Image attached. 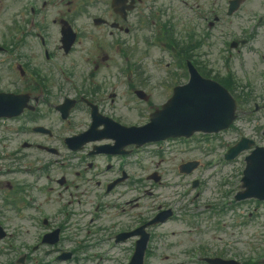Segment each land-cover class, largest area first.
I'll return each mask as SVG.
<instances>
[{
    "label": "rangeland",
    "instance_id": "1",
    "mask_svg": "<svg viewBox=\"0 0 264 264\" xmlns=\"http://www.w3.org/2000/svg\"><path fill=\"white\" fill-rule=\"evenodd\" d=\"M261 2V1H260ZM259 6V5H258ZM264 8V2L263 5L261 7H259L258 9L256 8L257 11H262V9ZM248 13V12H247ZM251 12H249L248 14H250ZM159 54H156V57H159ZM155 59V58H154ZM254 60L256 61V57L255 56H250V60ZM256 69L257 71L256 73V77L253 78V82L257 86H260L259 88H257V96L260 97V101H262L263 95L262 93H264V86L263 85H258L256 82L257 77L259 76L258 73H260L262 70H264V67L259 65L256 61ZM119 65L115 66L118 67ZM254 65H251L250 63H248L245 67L250 71L252 70L254 67ZM221 68V66H218V69ZM150 69L151 70H155L153 68V65L150 64ZM115 70V69H114ZM162 71L161 69H158V72ZM221 71V70H220ZM251 73H253L251 71ZM163 100V98L160 96L157 101H161ZM247 108L243 110V114L245 116L242 115L239 123H238V129L232 130L229 133L224 134L221 138H219L216 141H212L211 146H214L216 148V152H221L224 149L225 144L234 141L235 139L238 138V136L240 135L241 132H243L244 134L250 135L253 132L252 126H257L260 127L261 124L263 123V120L260 119V116H258L256 119L253 117L252 118V122L250 123V125L246 122V120L248 119V115H246L245 113H247ZM147 115V110H145L144 106H141L137 103V106L135 105V109H134V113L131 114V118L130 121H134L135 123L141 121L145 116ZM259 124V125H258ZM260 135V134H259ZM261 143L264 144V139L260 140ZM173 153L172 150H170V153L168 154V157H166L164 159V161L160 164V167H164V171L167 172H163L165 175V179H170L173 181H176L178 179V174L175 171V168L178 164L181 163V160L183 161L188 160V159H192V158H199V157H203L204 159H206L207 157L203 155L202 152L198 151L197 149L193 148L190 150H178V149H173ZM153 169V166L150 167V170ZM169 170V172H168ZM140 172V171H138ZM211 171L207 170V169H202L200 170L197 175L199 174L200 176H208L210 174ZM228 172V170H226V173ZM46 182V180H44L40 186H42L44 183ZM215 179H211L209 181L208 187L204 192V199H203V204H207L208 201H212L213 199H221V195L222 192L220 193L219 191H217V193L215 192ZM142 192H138V196H141ZM164 196L166 198L167 196V191L165 188H162L160 190H158V196ZM38 196L40 198V201L42 202V204L44 205V207H49L52 208V213L58 208L57 204L55 202H59V201H65L66 199H69L68 195H62L59 199L57 198L58 195L56 196L55 194H53L50 191H41V189L38 191ZM151 199L156 200L155 196H153ZM93 202L89 201V203L91 204ZM4 221L6 222V224L8 225L9 229H13L14 230H19L15 235V239L20 240L21 243L23 244H27L30 245L32 243H34L36 241V236L39 232H36L35 234H30L29 237H27L26 235V229H30L32 231V227L35 228V222L32 221L31 226L27 225V221L26 220H21L18 217H16L15 213H6L5 214V218ZM232 221V220H231ZM230 221V222H231ZM103 223V225H110L107 221V223H105V219L101 221ZM180 227V224H175V225H169L166 230H165V238H163L161 241H156L158 244V253L164 251L167 248V245L169 243H173L176 244V248L173 250H168L167 254L171 255L174 253H179L180 251L185 250L186 248H190V247H195L198 244L201 243H206L209 242V246L213 251L216 250H220L221 248L224 247V244L231 242V243H235L234 245V249L231 250L233 255L236 256H245V257H249L250 255L248 254L249 251V247L245 248V244H236L238 243V241H249V239H253L256 234H254L253 236H251L253 234V232H256V230L250 229L249 233L247 236H240L239 232L240 229H229V228H225V230L222 228L221 230H216L215 228L211 230V232L206 233L204 236H190V237H186L185 235H179V229L178 231V236L174 237L170 235V230L173 229L174 227ZM85 227V225H84ZM20 232V233H19ZM35 232V231H34ZM256 239V238H254ZM67 246L71 245L69 242L66 243ZM95 254H99L102 256V258L106 257V251L105 249H95L93 251ZM43 253V252H42ZM94 259L95 258H91L90 260H87L85 262L80 261V263H84V264H94ZM173 258L171 257V261H167L164 264H174L175 262H177L176 260H172ZM102 263L104 264V261H102ZM157 264H162L159 261H156Z\"/></svg>",
    "mask_w": 264,
    "mask_h": 264
},
{
    "label": "flooded vegetation",
    "instance_id": "2",
    "mask_svg": "<svg viewBox=\"0 0 264 264\" xmlns=\"http://www.w3.org/2000/svg\"><path fill=\"white\" fill-rule=\"evenodd\" d=\"M89 26H84V28H88Z\"/></svg>",
    "mask_w": 264,
    "mask_h": 264
}]
</instances>
